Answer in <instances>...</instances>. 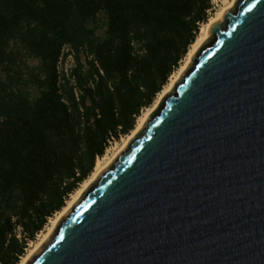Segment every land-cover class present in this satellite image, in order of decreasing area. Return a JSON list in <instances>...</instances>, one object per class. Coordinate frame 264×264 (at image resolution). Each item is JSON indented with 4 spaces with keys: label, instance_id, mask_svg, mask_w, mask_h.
<instances>
[{
    "label": "water",
    "instance_id": "95a60500",
    "mask_svg": "<svg viewBox=\"0 0 264 264\" xmlns=\"http://www.w3.org/2000/svg\"><path fill=\"white\" fill-rule=\"evenodd\" d=\"M25 264H264V0H234Z\"/></svg>",
    "mask_w": 264,
    "mask_h": 264
},
{
    "label": "trees",
    "instance_id": "16d2710c",
    "mask_svg": "<svg viewBox=\"0 0 264 264\" xmlns=\"http://www.w3.org/2000/svg\"><path fill=\"white\" fill-rule=\"evenodd\" d=\"M211 10V0H0V264H19L135 129Z\"/></svg>",
    "mask_w": 264,
    "mask_h": 264
},
{
    "label": "bare ground",
    "instance_id": "6f19581e",
    "mask_svg": "<svg viewBox=\"0 0 264 264\" xmlns=\"http://www.w3.org/2000/svg\"><path fill=\"white\" fill-rule=\"evenodd\" d=\"M232 0L229 5L227 6V8H230L233 4ZM225 8V9H227ZM224 9V10H225ZM222 10L221 12L217 13V15L212 18L208 23L205 24V26L201 29V31L199 32V36L196 40V42L191 46V49L189 50L188 54L186 55L185 59H184V63L181 66V68L179 69V71L170 78L169 83L163 88V90L161 91V93L158 94V98L156 103L154 104V107L149 110L143 117L140 118V120L138 121L136 128L132 131L131 135L127 137V139H125L124 143L122 144L123 146L120 147L119 150H117L113 155H111L110 158H108V160L105 159V163H101V160H98L93 173L90 175V177L85 180L82 183V186L80 187V189H78L76 191V193L73 194L72 199L68 202L67 206H65V208L59 212L58 214H56L57 216L52 220V224L51 227L49 228V230L47 231V233L44 235V237L42 238V240L29 252L28 255H26L25 257L22 258L21 262L19 264H25L27 262V260L32 256V254L46 241V239L50 236V234L52 233V231L54 230L55 226L57 225V223L59 222V220L62 218V216L69 210V208L75 203V201L79 198V196L82 194V192L89 186V184L96 178V176L105 168L107 167L110 162L116 157V155L118 153H120L124 147L128 144V141L137 134V132L139 131V129L141 128L142 124L144 123L145 119L148 117V115H150L153 111L154 108H156L158 106V104L161 103L163 97L170 92L171 88L173 87V85L179 81L182 73L186 70L187 66L190 63V58L191 56L199 49V47L208 40L207 37V29L210 26V24H212L214 21H216L217 19H219L221 13L224 11ZM160 102V103H159Z\"/></svg>",
    "mask_w": 264,
    "mask_h": 264
},
{
    "label": "rangeland",
    "instance_id": "374dc122",
    "mask_svg": "<svg viewBox=\"0 0 264 264\" xmlns=\"http://www.w3.org/2000/svg\"><path fill=\"white\" fill-rule=\"evenodd\" d=\"M232 0H211V4H212V10H211V12H210V14H209V18H208V22L212 19V18H214L216 15H217V13H219V12H221L222 10H224L225 8H227V6L229 5V3L231 2ZM207 22V23H208ZM205 26V24L204 25H201V27H200V31H201V29L203 28ZM190 49H191V47H190ZM189 49V50H190ZM189 52V51H188ZM188 54V53H187ZM185 59V58H184ZM183 63H184V60L182 61V63L180 64V67H179V69L181 68V66L183 65ZM71 64H72V61H71V59L70 58H67V60L65 61V62H63L61 65H60V69H63V70H65V71H67L70 67H71ZM179 69L175 72V73H173V75L172 76H174L178 71H179ZM171 76V77H172ZM170 77V78H171ZM170 80V79H169ZM169 80H168V83H169ZM167 83V84H168ZM157 98H158V96L156 97V99H155V101L153 102V104H152V106L150 107V108H148V109H145V110H143L142 112H141V114H140V116L138 117V119H137V121H136V125H137V123H138V121L140 120V118L141 117H143L149 110H151L153 107H154V104L156 103V101H157ZM160 103V102H159ZM159 105V104H158ZM157 108V107H156ZM156 108H154L152 111H154ZM135 128H136V126H135ZM132 133V132H131ZM131 133L128 135V136H130L131 135ZM128 136H125V137H122V138H120L118 141H116V142H113V143H111L110 145H109V147L107 148V150L105 151V153H104V155H103V157L102 158H99V159H97L96 161H98V160H101V163L103 162V163H105L106 161H105V159L106 160H108V158H110L111 157V155H113L117 150H119L120 149V147H122L123 145V143H124V141H125V139H127V137ZM97 163V162H96ZM102 163V164H103ZM82 186V185H81ZM80 186V187H81ZM80 187H79V189H80ZM76 193V192H75ZM72 196L73 195H71L70 196V198L68 199V201L66 202V205L65 206H67V204H68V202L72 199ZM57 215H54L51 219H49L48 220V222H47V224H46V226L44 227V229L36 236V238H35V240L32 242V243H30L29 245H28V248H27V250H26V255H28L29 254V252L42 240V238L44 237V235L47 233V231L49 230V228L51 227V224H52V220L56 217ZM25 255V256H26ZM24 256V257H25Z\"/></svg>",
    "mask_w": 264,
    "mask_h": 264
}]
</instances>
